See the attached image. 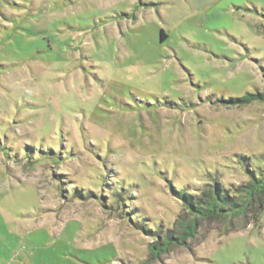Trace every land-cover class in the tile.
<instances>
[{"label":"rangeland","instance_id":"rangeland-1","mask_svg":"<svg viewBox=\"0 0 264 264\" xmlns=\"http://www.w3.org/2000/svg\"><path fill=\"white\" fill-rule=\"evenodd\" d=\"M257 92L264 0H0V264H264L258 201L168 235L264 170Z\"/></svg>","mask_w":264,"mask_h":264},{"label":"trees","instance_id":"trees-1","mask_svg":"<svg viewBox=\"0 0 264 264\" xmlns=\"http://www.w3.org/2000/svg\"><path fill=\"white\" fill-rule=\"evenodd\" d=\"M253 99L264 100V92L247 93L240 98H233L231 101ZM248 172L251 179L247 184L232 187L228 190L217 181L213 186L203 189L199 194L188 193L185 189L176 190L173 188V192L186 203L191 217L184 222V226L181 228L182 233L179 236H176L175 232L169 231L170 241L174 240L175 243L185 245L187 239L195 235L201 219L213 216L217 218L240 216L245 214L256 201L259 202L262 209L264 207V202L261 200L264 197V170L259 173L255 170ZM146 232L155 234V231L151 229H147ZM165 239L163 242L159 241V244H166L168 241H165ZM151 246L157 247V241L151 242Z\"/></svg>","mask_w":264,"mask_h":264}]
</instances>
